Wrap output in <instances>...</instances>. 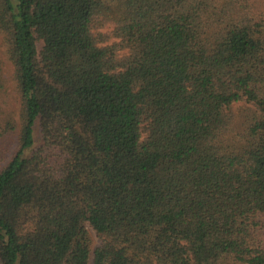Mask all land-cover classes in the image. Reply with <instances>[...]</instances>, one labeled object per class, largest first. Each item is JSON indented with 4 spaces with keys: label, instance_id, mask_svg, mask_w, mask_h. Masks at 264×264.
Returning a JSON list of instances; mask_svg holds the SVG:
<instances>
[{
    "label": "trees",
    "instance_id": "1",
    "mask_svg": "<svg viewBox=\"0 0 264 264\" xmlns=\"http://www.w3.org/2000/svg\"><path fill=\"white\" fill-rule=\"evenodd\" d=\"M0 264H264V0H0Z\"/></svg>",
    "mask_w": 264,
    "mask_h": 264
},
{
    "label": "rangeland",
    "instance_id": "2",
    "mask_svg": "<svg viewBox=\"0 0 264 264\" xmlns=\"http://www.w3.org/2000/svg\"><path fill=\"white\" fill-rule=\"evenodd\" d=\"M4 71L7 72V68H4ZM5 77L7 78V75ZM6 84L8 85V82Z\"/></svg>",
    "mask_w": 264,
    "mask_h": 264
}]
</instances>
